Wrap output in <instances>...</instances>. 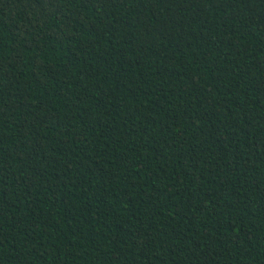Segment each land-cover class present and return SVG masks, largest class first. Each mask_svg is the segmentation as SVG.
Here are the masks:
<instances>
[{
	"label": "trees",
	"instance_id": "obj_1",
	"mask_svg": "<svg viewBox=\"0 0 264 264\" xmlns=\"http://www.w3.org/2000/svg\"><path fill=\"white\" fill-rule=\"evenodd\" d=\"M0 264H264V0H0Z\"/></svg>",
	"mask_w": 264,
	"mask_h": 264
}]
</instances>
